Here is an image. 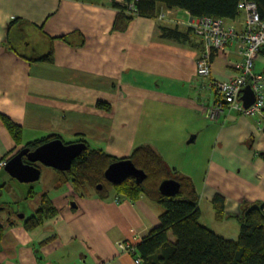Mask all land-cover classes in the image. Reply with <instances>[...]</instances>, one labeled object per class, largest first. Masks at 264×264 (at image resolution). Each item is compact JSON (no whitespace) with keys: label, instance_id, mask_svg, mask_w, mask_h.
I'll list each match as a JSON object with an SVG mask.
<instances>
[{"label":"crops","instance_id":"crops-1","mask_svg":"<svg viewBox=\"0 0 264 264\" xmlns=\"http://www.w3.org/2000/svg\"><path fill=\"white\" fill-rule=\"evenodd\" d=\"M162 11L188 27V11ZM181 11L188 19L177 17ZM117 13L110 0H0V114L23 130L17 144L0 118V161L51 134L70 143L85 140L117 157L150 144L170 167L192 178L201 221L236 238L239 222L227 214H237L243 201H264V118L226 108L200 125V116L217 98L214 81L238 73L240 40L216 54L211 76L202 77L199 36L193 44L163 39L159 25L176 24L142 16L117 31ZM228 21L238 30L244 26L243 15ZM50 53L52 61L34 60ZM255 71L264 73V52L255 57ZM47 169L53 170L46 171V193L57 212L40 226L27 230L30 215L21 217L13 205L6 207L11 200H0V264H136L137 255L118 242L137 246L159 225L163 207L147 196L119 199L112 190L106 199L83 195ZM4 171L6 187L10 174ZM216 195L224 198V219L217 217Z\"/></svg>","mask_w":264,"mask_h":264},{"label":"trees","instance_id":"trees-1","mask_svg":"<svg viewBox=\"0 0 264 264\" xmlns=\"http://www.w3.org/2000/svg\"><path fill=\"white\" fill-rule=\"evenodd\" d=\"M241 1L110 0L111 5L118 10L113 29L125 31L137 16L158 18L162 7L184 9L192 17L209 15L232 20L241 15ZM250 1L257 4L260 14L264 16V0ZM159 30L161 38L179 43L193 44L198 36L191 26L182 28L179 24H160ZM62 38L68 41L69 37L65 35ZM34 60L52 61L53 56L50 53ZM0 118L17 144H20L22 126L6 114H0ZM57 138L63 139L61 135L51 134L29 141L24 147L33 150ZM79 141L84 142L86 148L75 158L69 170H56L60 183L71 181L80 194L87 195L89 191L103 199L109 197L111 190L117 193L119 199L135 201L141 196H147L163 207L159 225L151 229L137 245L136 255L141 258L139 264H264L263 200L253 203L243 201L237 214H227L229 217H236L239 222L238 236L228 238L201 221L200 196L192 178L170 167L152 145H138L129 156L117 157L103 149L91 147L85 140ZM125 158L131 159L138 168L143 169L147 178L142 182L135 178H128L120 184L109 182L105 178V170L111 163ZM166 179L180 182L177 194L168 196L160 192L159 185ZM99 185H102L100 189L97 188ZM4 187L5 184H0V197ZM35 193L31 188L26 199L35 197ZM213 204L218 219H224V198L216 195ZM6 207L12 208V204L8 203ZM56 212L49 195L44 193L37 211L25 218L24 227L27 230L34 229ZM4 235L5 225L0 221V241Z\"/></svg>","mask_w":264,"mask_h":264},{"label":"built area","instance_id":"built-area-1","mask_svg":"<svg viewBox=\"0 0 264 264\" xmlns=\"http://www.w3.org/2000/svg\"><path fill=\"white\" fill-rule=\"evenodd\" d=\"M239 9L244 16V26L241 30L227 19L209 15L191 17L187 22L203 42V49L197 59L199 76L210 77L215 55L225 51L235 39L238 38L241 42V59L235 65L238 73L227 80L214 81L217 98L205 109L209 120L216 119L226 108L247 116L261 115L264 118V73L255 71V57L264 52V16L260 14L257 4L250 0H242ZM158 18L175 24L182 23L163 11ZM248 84L254 91L255 99L250 106H245L241 98ZM7 161H0V169L6 166ZM118 246L124 251L136 254L137 246L131 240H121ZM140 261L141 258L136 256L135 263L139 264Z\"/></svg>","mask_w":264,"mask_h":264},{"label":"water","instance_id":"water-1","mask_svg":"<svg viewBox=\"0 0 264 264\" xmlns=\"http://www.w3.org/2000/svg\"><path fill=\"white\" fill-rule=\"evenodd\" d=\"M245 106H250L255 99V94L248 84L241 98ZM86 148L84 142L65 143L57 138L47 141L35 149L21 148L10 157L5 170L21 182H35L41 177V165L52 167L56 170L67 171L77 156ZM105 178L112 184H120L128 178H135L142 182L147 178V173L138 168L131 159L125 158L111 163L105 170ZM180 182L176 179H166L159 185L161 193L173 196L180 190ZM102 185L97 188L100 189ZM21 214V217H24Z\"/></svg>","mask_w":264,"mask_h":264},{"label":"rangeland","instance_id":"rangeland-1","mask_svg":"<svg viewBox=\"0 0 264 264\" xmlns=\"http://www.w3.org/2000/svg\"><path fill=\"white\" fill-rule=\"evenodd\" d=\"M184 10V9H183ZM177 17L188 19V16L183 12H178ZM210 121L205 113L200 116V125H202L204 122ZM44 167L45 172L42 174L39 180L35 182H21L18 179L12 177L11 175H8V180H6V187L3 190V194L0 197V200L6 199L11 200L8 201L10 204H12L16 211H20L19 215L21 214H27L32 215L35 211V207L38 203H40V200L42 198V195L47 192V189L49 187V184L47 185V182L49 178H51V174H49V178L47 177L46 171L47 170H53V169H47L51 167H47L45 165H42ZM6 171H4L5 173ZM7 174V173H6ZM5 181L2 178H0V184L5 183L2 182ZM31 188H35L37 198L33 200H28L26 198H23L24 200H17L13 201L14 199H17L18 195H21L22 192H28ZM209 225H211V222H209Z\"/></svg>","mask_w":264,"mask_h":264},{"label":"clouds","instance_id":"clouds-1","mask_svg":"<svg viewBox=\"0 0 264 264\" xmlns=\"http://www.w3.org/2000/svg\"><path fill=\"white\" fill-rule=\"evenodd\" d=\"M192 17V16H191ZM203 43V42H202ZM9 160V159H8ZM8 162V161H7ZM3 168H5V167H3ZM2 169V168H1ZM25 217V216H24Z\"/></svg>","mask_w":264,"mask_h":264},{"label":"flooded vegetation","instance_id":"flooded-vegetation-1","mask_svg":"<svg viewBox=\"0 0 264 264\" xmlns=\"http://www.w3.org/2000/svg\"><path fill=\"white\" fill-rule=\"evenodd\" d=\"M16 154V153H15Z\"/></svg>","mask_w":264,"mask_h":264}]
</instances>
